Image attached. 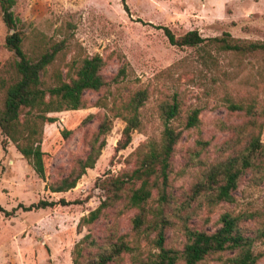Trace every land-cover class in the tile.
<instances>
[{"label": "rangeland", "instance_id": "obj_1", "mask_svg": "<svg viewBox=\"0 0 264 264\" xmlns=\"http://www.w3.org/2000/svg\"><path fill=\"white\" fill-rule=\"evenodd\" d=\"M12 11L20 21L23 51L29 57L38 58L53 45L64 44L47 68L44 87L54 84L52 74L58 69L65 75L73 58L94 55L103 59L106 85L99 92H85L86 108L48 114L55 121L43 126L44 180L11 142L2 146L0 133V206L10 213L0 212V264H74V247L88 235L96 245L85 248L83 264L119 236L134 242L131 219L136 210L124 200L103 210L93 224L80 228L78 224L105 200L101 181L132 169L136 149L149 139L159 140L163 130L159 105L174 97L180 111L170 125L181 136L170 161L165 214L172 225L166 231V246L180 250L185 227L213 232L226 212L242 217L240 227L246 235L264 226V157L240 178L234 203L210 206L203 198H191L193 186L211 167L247 145L249 118L230 105L254 98L264 111V54L238 57L213 46L180 48L170 45L156 28L168 27L177 37L197 30L203 38L228 33L235 39L264 42V0H15ZM7 35L0 12V108L7 88L18 79L17 58L4 46ZM138 90L148 95L139 110L141 131L132 134L126 149L116 151L125 123L115 114ZM195 109L199 124L185 129V118ZM105 116L110 131L94 168L87 169L72 190L51 193L46 185L66 177L87 155ZM260 139L264 143V122ZM157 198L153 192L152 208L157 207ZM60 199L68 204L13 211L18 205ZM153 237L139 239L143 256L151 250L148 243ZM252 251L259 256L256 264H264V241L256 240ZM231 256L210 255L198 264H229ZM111 264H133L132 255L124 254Z\"/></svg>", "mask_w": 264, "mask_h": 264}, {"label": "trees", "instance_id": "obj_2", "mask_svg": "<svg viewBox=\"0 0 264 264\" xmlns=\"http://www.w3.org/2000/svg\"><path fill=\"white\" fill-rule=\"evenodd\" d=\"M14 5L15 0H0L2 21L8 29L4 46L17 58L15 71L18 76L17 81L7 88L3 106L0 108L2 146L5 148V144L11 142L34 172L44 180V153L41 149L43 126L55 121L48 114L86 108L85 92H99L106 85L101 74L104 62L99 55L73 58L66 74L63 75L58 69L52 74L54 84L44 87L43 77L47 68L54 62L64 44L53 45L50 51L43 52L38 58L29 57L23 51L24 34L19 28V19L13 14ZM123 7L127 11L124 3ZM156 28L163 31L170 45L180 48L206 45L215 47L217 52L231 53L238 57L258 52L264 54V42L239 40L228 33L221 37L203 38L197 30H192L177 37L168 27ZM147 98L146 90L135 91L116 112L115 117L121 118L125 123L116 151L126 149L131 143L132 134L141 131L139 110ZM230 109L243 112L249 118L246 124L248 142L236 155L211 167L203 180L193 186L191 198H203L210 206L234 203L233 194L240 178L246 171L256 167L260 157H264V143L260 139L264 111L259 110L256 99L231 104ZM179 111L180 104L176 97L170 103L160 104L163 130L159 140L149 139L136 149L133 153L135 162L132 169L124 171L116 178L101 181L100 186L105 190L106 198L95 210L80 219L78 227L93 224L100 218L103 210L124 200L129 208L136 210L131 219V231L136 240L128 241L125 235L119 236L105 247L99 248L88 264H111L124 254L132 255L133 264H198L210 255L226 252L232 253L227 259L229 264L257 263L259 256L254 255L252 246L256 240L264 241V226L252 235H246L240 227L242 217L230 212L219 216V227L213 232L185 227V241L180 250L166 246V231L172 225L171 219L165 214V206L169 201L170 161L181 136V132L172 127L170 122L178 117ZM260 116L263 122H260ZM198 124L199 110L195 109L187 114L185 129L195 128ZM109 131L110 121L105 116L87 155L77 161L66 177L55 184L46 185V188L51 193H65L75 188L87 169L94 168L105 146L104 137ZM67 134L69 133L63 132L64 136ZM100 138L103 139L99 141ZM153 192L158 195V205L155 208L149 205ZM58 204L66 206L68 203L64 199L58 202L40 200L29 206L18 205L13 211L21 208L29 212ZM0 212L5 216L10 215L1 206ZM150 234H154L148 243L152 247L143 256L139 239H147ZM95 245V240L89 235L77 243L73 250V263L83 264V251Z\"/></svg>", "mask_w": 264, "mask_h": 264}]
</instances>
